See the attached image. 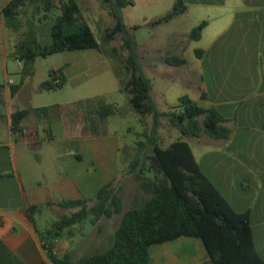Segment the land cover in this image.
Listing matches in <instances>:
<instances>
[{
  "label": "rangeland",
  "instance_id": "rangeland-1",
  "mask_svg": "<svg viewBox=\"0 0 264 264\" xmlns=\"http://www.w3.org/2000/svg\"><path fill=\"white\" fill-rule=\"evenodd\" d=\"M8 1L0 0V10ZM130 1L131 4L122 8L123 22L135 41V60L152 84L151 96L159 110L179 112L180 96L197 98L200 94L199 89L205 87L212 96H215L219 86H222L221 99L230 100L228 107L231 109L229 115H232V118L223 123L230 130L229 141L215 139L204 132L198 137L184 135L170 124L168 117H164L158 130L157 144L167 147L172 141L182 139L191 145L200 170L223 197L230 201L232 208L235 211L244 210L245 205L252 208L251 221L255 245L258 251L263 253L261 209L263 192L255 187L257 179L263 180V172L256 171V167L263 169V95L251 94L252 91L258 93L263 89L262 84H259L263 75V58L256 55L255 49L251 46L245 49L242 47L236 52L237 39L232 38L233 42L226 53L217 54L210 51L200 60L194 51L197 43L193 39L185 38L187 31H191L197 24L195 21L200 15L197 8L191 7L187 13H179L166 22L153 23L170 12L177 0ZM77 2L81 18L94 32L102 52L97 48L77 49L51 53L44 57L37 56L31 62L25 61L21 57L23 51H18L14 44L17 40L25 38L28 30L27 20H31L37 27V40L42 44L50 43V24L54 16L60 12V1L56 2V7L47 17H43V11L32 16L31 7H27L26 12L21 13L22 25L17 33L5 25L0 15V109L4 110L5 105L1 100L3 90L6 88L11 92L13 86H19L21 89L19 100L28 107L30 105L49 107L54 103L95 95L96 99L87 101V106L113 104L118 108L116 115L110 119L112 121L107 126V131L116 134L122 148L125 144H136L137 139L145 140L144 133L149 130L151 117L146 115L143 121L138 120L137 113L129 106L128 95L119 89L112 69V66L119 62L123 65L128 54V50L123 47L124 35L118 32L109 40L103 39L107 30L115 23L110 13V1L77 0ZM236 24L221 37L215 49L228 42L230 35L234 34ZM179 43L187 44L185 50H178ZM112 48L116 49L114 54L110 51ZM174 56L183 57L185 65L176 66L165 61ZM209 61H212V69ZM66 62L70 63L68 80L53 89H40L41 82L52 81L49 72L56 67L65 66ZM199 64L204 69V82L197 75ZM80 66L83 69L82 73L79 72ZM9 79L12 80L13 86L9 85L12 84L8 83ZM196 103L202 105L200 100ZM127 107L130 109H126ZM198 119L203 126V115ZM51 127L55 133L57 122L51 120ZM228 143L244 146V152L238 155L243 164L236 163L228 168L231 157L227 150L219 148ZM151 154L149 145L141 154L138 170L124 184L127 192H138L135 178H139L142 186L144 179H153L155 176V170L150 166ZM220 161L225 164L219 165ZM62 162L61 160L58 164ZM216 174L220 176L216 177ZM242 182L245 188H242ZM147 196V192L141 193L142 198ZM143 201L124 202L123 208L139 207ZM101 224L104 233H109L101 246L107 249L113 241L114 233L111 225L107 227L106 224Z\"/></svg>",
  "mask_w": 264,
  "mask_h": 264
},
{
  "label": "crops",
  "instance_id": "crops-1",
  "mask_svg": "<svg viewBox=\"0 0 264 264\" xmlns=\"http://www.w3.org/2000/svg\"><path fill=\"white\" fill-rule=\"evenodd\" d=\"M182 2L186 6L182 14L194 7L200 14L195 22L199 24L203 20L206 21L199 39L194 40L198 45L194 51L200 60L210 51L217 54L226 53L233 42L232 38L237 39L236 52L242 47L245 49L251 46L256 55L263 58V75L259 83L263 89L258 93L251 92L253 96L263 95V169L256 167L258 173L263 172V180L257 179L255 183L256 189L263 192V253L259 252L255 245L252 208L245 205L244 210L236 212H248L253 245L264 260V0ZM235 24V35L231 34L225 45L215 49L217 42ZM189 34L190 31H187L186 39L190 38ZM177 45L178 50L183 51L187 44ZM185 63L178 66H184ZM209 64L212 69V61H209ZM57 68L61 69V76L66 82L69 78L70 63L66 62L65 66ZM79 70L82 73L81 66ZM203 71L202 65L199 64L197 75L202 82ZM199 90L198 97L191 98L193 101L200 100V106L205 108L213 107L225 122L232 118V115H229L231 109L228 107L230 100L221 99L222 86H219L215 96H212L206 87ZM20 92V88L15 93L5 88L1 99L5 105L4 110L0 109V264H52L44 248V242L48 241L57 257H67L72 263H77L85 257L105 250L101 246L109 233H104L101 223L107 227L111 225L114 233L126 210L123 203L136 200H144V203L148 198L141 197L144 191L139 178H135L138 192L129 193L124 185L128 178L134 175V172L127 171V166L137 146L131 143L122 148L116 134L107 131V126L112 121L110 119L116 113L99 117L97 109L100 105L86 104L87 100L95 95L54 103L47 107L46 113L38 115L34 109L40 106L25 105L19 100ZM20 109H29L30 112L13 129L11 115ZM51 120L57 122L55 133ZM230 137L226 140L229 141ZM189 146L199 165L190 144ZM222 147L231 157L228 168L236 163L243 164L238 156L245 150L243 145L228 143L219 146ZM61 160L63 162L58 164ZM221 164L225 163L220 161L219 165ZM218 176L220 175L216 174V177ZM108 183L114 187V194L121 202V209L115 211L110 208L108 213L96 219L89 212V207L95 201L96 192ZM241 186L245 188L243 182ZM75 200H85L87 205L83 209L89 213L80 221L55 231L54 224L57 221L82 209L81 206H67V202ZM226 200L232 207L230 201ZM148 251L149 264H211L207 262L209 256L202 241L196 237L180 236L154 243L149 245Z\"/></svg>",
  "mask_w": 264,
  "mask_h": 264
},
{
  "label": "trees",
  "instance_id": "trees-1",
  "mask_svg": "<svg viewBox=\"0 0 264 264\" xmlns=\"http://www.w3.org/2000/svg\"><path fill=\"white\" fill-rule=\"evenodd\" d=\"M57 1L9 0L1 8L0 15L5 25L17 33L22 25L21 13H25L27 7H31L32 16L43 11V17H47L56 7ZM59 1L60 12L50 24V43L42 44L38 41L37 27L31 20H27L28 30L25 38L17 40L14 44L18 51H23L21 57L25 61L31 62L37 56L44 57L51 53L77 49L97 48L102 52L94 32L80 16L77 0ZM109 1L110 13L115 23L107 30L103 39L109 40L114 34L121 32L124 35L123 47L128 50L124 64L119 62L112 66L119 89L128 95L129 106L137 113L140 121H143L146 115L151 117L149 130L144 133L145 140L136 143L137 148L127 171L133 173L138 170L141 154L150 145L152 154L149 160L151 168L155 170V176L153 179L146 178L142 181L148 198L141 206L130 207L123 212L110 247L72 263L67 257H57L48 241L44 242V248L49 261L52 264H149V245L187 236L202 241L209 256L208 263L264 264L253 245L248 212L233 210L200 170L188 142L177 139L167 147L157 144L158 130L164 117H168L170 124L184 135L198 136L204 132L215 139L229 137L230 130L223 125L225 119L213 107L200 106L187 95L179 97V112L161 111L157 108L150 93V80L135 60V41L123 22L122 8L131 4V1ZM185 10L186 6L182 0H177L170 12L153 23L166 22ZM205 25L206 21L203 20L194 26L189 34L190 39H199ZM110 51L114 54L116 49L112 48ZM165 61L176 66L186 62L179 56L169 57ZM56 72L60 74L58 84L54 82ZM49 74L52 81L41 82L40 89L49 90L65 83L60 68L51 70ZM18 88L19 86H13L11 92L15 93ZM47 110V107L34 109L38 115L46 113ZM117 110L113 104L100 105L97 114L99 117H105L116 113ZM29 112V109H20L12 113L13 129ZM202 115L203 126L198 119ZM114 191L112 184L108 183L96 192L95 201L89 207V212L94 218L108 213L110 208L115 211L121 209V202ZM86 203L85 200L67 202V206H81L82 209L57 221L54 224L55 231L87 216L89 212L83 209Z\"/></svg>",
  "mask_w": 264,
  "mask_h": 264
},
{
  "label": "built area",
  "instance_id": "built-area-1",
  "mask_svg": "<svg viewBox=\"0 0 264 264\" xmlns=\"http://www.w3.org/2000/svg\"><path fill=\"white\" fill-rule=\"evenodd\" d=\"M54 82H55L56 84L60 83V74H59L58 72H56V74H55V76H54ZM8 83H12V80L9 79V80H8Z\"/></svg>",
  "mask_w": 264,
  "mask_h": 264
}]
</instances>
